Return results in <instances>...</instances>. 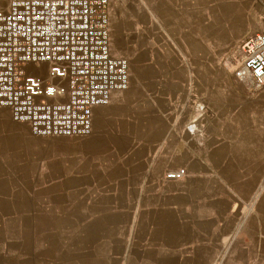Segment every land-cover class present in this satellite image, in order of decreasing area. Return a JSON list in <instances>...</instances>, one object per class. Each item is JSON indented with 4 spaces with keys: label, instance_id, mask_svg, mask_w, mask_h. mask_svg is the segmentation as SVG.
<instances>
[{
    "label": "crops",
    "instance_id": "0c3cea01",
    "mask_svg": "<svg viewBox=\"0 0 264 264\" xmlns=\"http://www.w3.org/2000/svg\"><path fill=\"white\" fill-rule=\"evenodd\" d=\"M107 1L128 83L90 134L0 108V264H264V83L233 74L264 0Z\"/></svg>",
    "mask_w": 264,
    "mask_h": 264
},
{
    "label": "built area",
    "instance_id": "2783aa9c",
    "mask_svg": "<svg viewBox=\"0 0 264 264\" xmlns=\"http://www.w3.org/2000/svg\"><path fill=\"white\" fill-rule=\"evenodd\" d=\"M107 0H0V108L37 137L84 138L92 109L128 83L109 46ZM238 79L264 83V33L238 45ZM183 169L168 171L178 179Z\"/></svg>",
    "mask_w": 264,
    "mask_h": 264
},
{
    "label": "rangeland",
    "instance_id": "374dc122",
    "mask_svg": "<svg viewBox=\"0 0 264 264\" xmlns=\"http://www.w3.org/2000/svg\"><path fill=\"white\" fill-rule=\"evenodd\" d=\"M238 63H239V56L236 55V57H235V59H234V64H235V66H237Z\"/></svg>",
    "mask_w": 264,
    "mask_h": 264
}]
</instances>
